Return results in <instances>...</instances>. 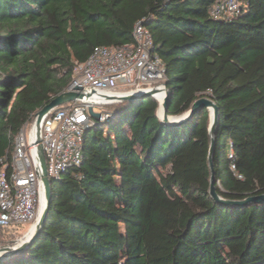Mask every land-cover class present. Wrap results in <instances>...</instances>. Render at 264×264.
Listing matches in <instances>:
<instances>
[{
    "label": "trees",
    "instance_id": "obj_1",
    "mask_svg": "<svg viewBox=\"0 0 264 264\" xmlns=\"http://www.w3.org/2000/svg\"><path fill=\"white\" fill-rule=\"evenodd\" d=\"M215 1L0 0V171L76 62L133 44L141 22L165 64L169 115L202 97L218 106V194L264 195V0H239L230 21L210 16ZM106 108L85 131L83 164L53 179L38 238L0 264H264V204L210 196L208 109L172 127L152 97Z\"/></svg>",
    "mask_w": 264,
    "mask_h": 264
},
{
    "label": "built area",
    "instance_id": "obj_2",
    "mask_svg": "<svg viewBox=\"0 0 264 264\" xmlns=\"http://www.w3.org/2000/svg\"><path fill=\"white\" fill-rule=\"evenodd\" d=\"M242 7L239 0H216L210 16L230 21L242 14ZM133 41L124 46L96 47L86 62H76L74 80L65 92L76 85L84 98L54 108L43 118L39 125L40 143L36 114L23 126L14 141L11 168L6 165L0 171V230L23 225L29 232L38 223L46 196L39 145L47 159L48 176L58 179L70 167L83 164L84 134L95 121L90 107L102 115L100 122L106 121L111 118L106 107L116 104L118 97L156 88L159 91L154 99L159 106L163 104L167 97L165 64L153 53L152 33L141 22L136 23ZM158 94L163 95L162 101Z\"/></svg>",
    "mask_w": 264,
    "mask_h": 264
},
{
    "label": "water",
    "instance_id": "obj_3",
    "mask_svg": "<svg viewBox=\"0 0 264 264\" xmlns=\"http://www.w3.org/2000/svg\"><path fill=\"white\" fill-rule=\"evenodd\" d=\"M165 90L167 88L165 87ZM81 88L74 85L71 87V90H68L67 92H64L63 94L55 97L50 104L44 106L39 110L36 114L37 116V126H38V143H40V123L43 120V118L52 112L54 108L62 107L65 105H68L69 103L76 102L78 100H81L84 98L83 94L80 93ZM159 90L153 89L151 92H146L144 90H135L131 95L118 97L117 103L122 102H134V100H137L138 98H154L156 93ZM168 100H169V91L167 90V97L164 100L163 104L160 106L157 116L159 120L164 123L165 125H169L172 127H177L184 125L186 121L191 119L196 113L201 111L202 109H208L210 112V109H213V118L211 119V115H209V135L211 138V146L209 150V163H210V170L212 172L211 182H210V196L214 200V202L218 205L222 204L226 207H249L253 204H264V195H253L251 197H248L243 200H237V201H231L224 199L221 195L218 194L217 188H216V177H215V171H214V150H215V134L216 129L218 127V114L219 109L218 106L215 104V102L211 98L202 97L200 100L196 101L192 106L191 110L186 112L184 115L181 116H172L169 115L168 110ZM115 105V104H114ZM163 110V116H160V110ZM110 113V112H109ZM90 115L93 119L100 121L102 118V115L100 113L95 112L94 108L90 107ZM111 115V113H110ZM171 118L175 119L172 120ZM39 159L41 160V166H42V181L44 184V190L46 192L45 196V205L43 207L42 214L38 220V223L36 224L35 232L31 235L30 238H27L26 233L22 236V238L11 241L5 246L0 247V263H6L7 261H11L12 259L21 256L24 252L27 251L29 247L33 245V242L38 238V235L40 234L43 225L47 219V215L49 213V206L52 199V192H51V186L52 181L48 176L47 171V159H45V154L42 145H39Z\"/></svg>",
    "mask_w": 264,
    "mask_h": 264
},
{
    "label": "rangeland",
    "instance_id": "obj_4",
    "mask_svg": "<svg viewBox=\"0 0 264 264\" xmlns=\"http://www.w3.org/2000/svg\"><path fill=\"white\" fill-rule=\"evenodd\" d=\"M97 110L99 111L100 109L97 108ZM106 111L109 112L111 110L109 108H106ZM28 229L29 228L27 226L21 225L13 228L12 230L0 232V247L5 246L11 241L22 238V236L28 232Z\"/></svg>",
    "mask_w": 264,
    "mask_h": 264
},
{
    "label": "bare ground",
    "instance_id": "obj_5",
    "mask_svg": "<svg viewBox=\"0 0 264 264\" xmlns=\"http://www.w3.org/2000/svg\"><path fill=\"white\" fill-rule=\"evenodd\" d=\"M158 98H159V100L160 101H162L163 100V95L162 94H158ZM210 115H211V119L213 118V109L211 108L210 109ZM160 116L162 117L163 116V110H162V108H161V110H160ZM172 120H175V119H173V118H171ZM44 205H45V201L43 202V204H42V209H43V207H44ZM35 229H36V226H33L31 229H30V231H29V233L27 234V238H30L31 237V235L35 232Z\"/></svg>",
    "mask_w": 264,
    "mask_h": 264
}]
</instances>
